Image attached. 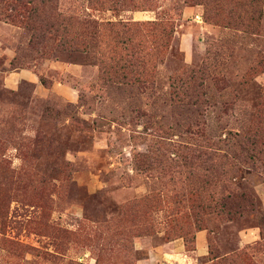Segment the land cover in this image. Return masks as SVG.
<instances>
[{
    "label": "rangeland",
    "instance_id": "374dc122",
    "mask_svg": "<svg viewBox=\"0 0 264 264\" xmlns=\"http://www.w3.org/2000/svg\"><path fill=\"white\" fill-rule=\"evenodd\" d=\"M0 264H264V0H0Z\"/></svg>",
    "mask_w": 264,
    "mask_h": 264
},
{
    "label": "crops",
    "instance_id": "0c3cea01",
    "mask_svg": "<svg viewBox=\"0 0 264 264\" xmlns=\"http://www.w3.org/2000/svg\"><path fill=\"white\" fill-rule=\"evenodd\" d=\"M170 248L174 253L180 252V243L173 242ZM194 252L197 255L204 252V234L201 231L196 234V248Z\"/></svg>",
    "mask_w": 264,
    "mask_h": 264
},
{
    "label": "trees",
    "instance_id": "16d2710c",
    "mask_svg": "<svg viewBox=\"0 0 264 264\" xmlns=\"http://www.w3.org/2000/svg\"><path fill=\"white\" fill-rule=\"evenodd\" d=\"M107 24H110V25H118V26H121L122 28H125L126 25H127L125 22L124 23L123 22H119V23H116V24H111V23L108 22Z\"/></svg>",
    "mask_w": 264,
    "mask_h": 264
}]
</instances>
